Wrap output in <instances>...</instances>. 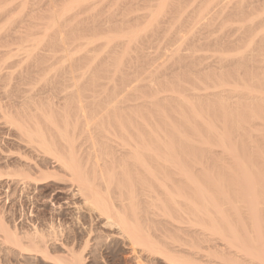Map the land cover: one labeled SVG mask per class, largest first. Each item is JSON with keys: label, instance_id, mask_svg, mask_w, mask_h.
Masks as SVG:
<instances>
[{"label": "rangeland", "instance_id": "rangeland-1", "mask_svg": "<svg viewBox=\"0 0 264 264\" xmlns=\"http://www.w3.org/2000/svg\"><path fill=\"white\" fill-rule=\"evenodd\" d=\"M249 90L254 100L245 96ZM254 93L264 96V0H0V220L9 229L26 231L34 225L44 233L52 224L75 240V252L88 238L84 264H249L227 238L211 233V221L226 232L219 219L196 215L183 200L179 210H165L159 191L138 194V221L164 254L131 246L127 235L115 239L118 229L89 213L72 173L52 155L28 146L13 121L43 107L63 127L67 113L73 120L75 108L108 103L157 110L160 127L164 122L178 125V114L186 112L181 98L196 104L206 122L220 128L224 120L216 104L225 101L224 111L241 116L239 122L245 124L244 130L231 131L238 149L234 157L222 153L210 137L212 152L194 150L189 156H195L194 175L202 181L208 174L235 180L240 176L236 161L254 176L264 167V100ZM23 107L28 109L22 116ZM51 131L59 141L56 130ZM240 131L244 137L251 134V146L247 137L238 136ZM240 143L255 150L259 146L261 153L245 145L241 151ZM24 162L43 165L48 177L38 185L20 181L17 173L28 171ZM29 173L39 177L36 171ZM227 185L232 201L244 205L238 202L234 181ZM115 188L108 197L120 211ZM228 221L241 234L240 221ZM4 243L0 264H47L46 258H17Z\"/></svg>", "mask_w": 264, "mask_h": 264}, {"label": "bare ground", "instance_id": "bare-ground-1", "mask_svg": "<svg viewBox=\"0 0 264 264\" xmlns=\"http://www.w3.org/2000/svg\"><path fill=\"white\" fill-rule=\"evenodd\" d=\"M241 92L239 91L240 95H244ZM244 93L251 100L252 97H249L252 96L251 91ZM233 94L236 93L233 92ZM219 95H217L218 99ZM253 95V97L257 96L255 93ZM257 97L264 100V96ZM177 99L186 108V112L181 111L178 114V120L181 122L178 125L164 122L163 127H160L157 110L143 112L136 106H111L106 102L99 106L96 104V106L75 108L74 111L72 110V121H70V116H67L68 113L65 115L69 120L66 117L61 118L64 120L62 121L63 127L55 123L57 120L53 122L55 119L51 120V110L46 111L42 109L43 107H36V109L29 107L30 110L27 112L28 108L24 106L20 115L23 116L24 112H27V115L24 113L25 117L20 116L19 120L13 123L27 136L28 143H30L28 146L35 145V148L43 155L45 153L48 154L47 156L52 155L59 165L72 173L79 184L78 194L83 196V203L89 205V213L99 215V218L106 222H113L115 228L118 229L115 239L120 240L121 237L127 235L131 246L142 247L150 255L164 254L155 241L143 231L138 221V194L144 193L149 196L159 191L166 202H162L165 210L169 208L179 210L177 207L183 200L182 203L188 205L196 215L207 218L215 216L222 222L221 225L226 228V232L211 221L209 228L211 233L214 231V234L218 233L215 235L227 238L228 244L233 248H238L243 253H241L243 258L249 260V264H264V167L254 176L244 163L236 161L235 165L234 161L235 168L240 174L238 178H234L235 180H226L223 177L214 178L208 174L202 181L194 175V171L198 170L195 156H189L194 150L210 152V141H214L218 147L222 148V153L226 152V155L234 157L238 149L232 144L233 134L231 133L237 132L240 128L241 131L242 128L244 130L243 125L245 124L239 122L241 116L227 114L224 111L225 101L222 100L223 104L220 99V101L217 100L216 109L222 111L224 120L222 126L218 128L215 124L206 122L205 116L200 109L196 108L198 107L196 104L181 98ZM63 111L62 113H65ZM16 119H18L17 116ZM47 127L50 128L49 132ZM51 129L56 130L59 141L56 142L51 136L53 132ZM186 131H189L191 137L185 133ZM241 131L237 133L238 136L240 134L243 138L247 137L250 140L251 134L244 137L246 134L245 132L241 134ZM80 138L85 142L82 140L78 142ZM249 142L250 145L251 140ZM243 143L240 144L243 145ZM24 145L26 146L27 143ZM244 145L239 146L241 147L239 150L242 151ZM259 148L257 146L256 150L252 147L248 149L260 154ZM9 153L11 151L7 154ZM23 159L25 160L24 157ZM24 163L29 172L36 171L39 177L32 178L28 171H19L17 176L20 177V181L33 180L38 185L40 180L48 177V174L42 171L41 166L43 165ZM261 164L264 166V160H261ZM89 172L91 177H88ZM233 181L238 186L237 195L241 198L238 202L244 205L235 204L236 201L233 202V197L230 198L231 196L227 193V184ZM113 187L117 190L116 201L122 209L120 211L113 208L108 197ZM124 202L130 207L129 215L124 209ZM224 205L226 208H222ZM228 217L240 221L241 234H238L237 229L229 223ZM6 226L0 220L2 231L0 232L3 234L2 238L7 247L4 246L17 258L39 257L42 260L46 258L47 264H84L83 250L87 246L88 238L83 242L84 248L80 252H75L73 248L75 240L70 241L68 236L56 232L52 224V230L48 233H44L42 229L34 225L26 231H20L16 226H12L13 229ZM3 240H0L2 241L0 244ZM245 261L247 263V260ZM179 262L182 264L196 263V261L193 263L189 260Z\"/></svg>", "mask_w": 264, "mask_h": 264}]
</instances>
